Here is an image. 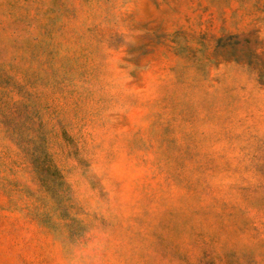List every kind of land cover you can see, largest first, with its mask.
I'll return each mask as SVG.
<instances>
[{"label":"rangeland","instance_id":"rangeland-1","mask_svg":"<svg viewBox=\"0 0 264 264\" xmlns=\"http://www.w3.org/2000/svg\"><path fill=\"white\" fill-rule=\"evenodd\" d=\"M0 264H264V0H0Z\"/></svg>","mask_w":264,"mask_h":264}]
</instances>
